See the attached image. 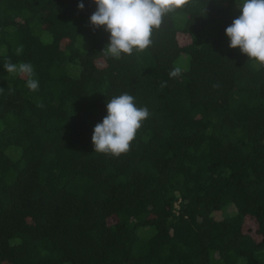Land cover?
<instances>
[{
  "label": "trees",
  "instance_id": "16d2710c",
  "mask_svg": "<svg viewBox=\"0 0 264 264\" xmlns=\"http://www.w3.org/2000/svg\"><path fill=\"white\" fill-rule=\"evenodd\" d=\"M80 2L0 0V264H264V67L229 47L238 0H189L119 59ZM124 92L150 116L94 152Z\"/></svg>",
  "mask_w": 264,
  "mask_h": 264
},
{
  "label": "clouds",
  "instance_id": "9594fccd",
  "mask_svg": "<svg viewBox=\"0 0 264 264\" xmlns=\"http://www.w3.org/2000/svg\"><path fill=\"white\" fill-rule=\"evenodd\" d=\"M188 3L189 0H95L96 11L89 20L93 27L106 26L105 30L110 36L103 53L119 59L122 53L131 55L134 49L143 51L148 48L153 42V29L161 26L164 15ZM237 7L241 14L225 29L229 47H239L242 53L264 67V0H238ZM78 8H84L82 0ZM22 51L23 46H20L16 54L20 55ZM3 67L9 74L24 77L25 86L30 91L39 90L32 63H13L7 57ZM181 74L182 68L176 66L169 71L168 76L171 79ZM166 86L167 81L160 83L161 89ZM3 91L0 88V93ZM12 92L14 89L10 87L9 93ZM134 99L127 92L109 99L106 104L108 114L93 130L94 152L119 157L129 151L141 122L150 116L148 108L137 107Z\"/></svg>",
  "mask_w": 264,
  "mask_h": 264
},
{
  "label": "rangeland",
  "instance_id": "374dc122",
  "mask_svg": "<svg viewBox=\"0 0 264 264\" xmlns=\"http://www.w3.org/2000/svg\"><path fill=\"white\" fill-rule=\"evenodd\" d=\"M177 38H178V40L182 43L183 41L184 42H187L188 41V37L187 36H185V34H183V33H178L177 34ZM186 59H187V57H186ZM186 64H187V62H186ZM246 222H245V225H244V228L246 229H250L252 226H253V228L251 229V231L250 232H252V230L254 231V226H255V223H254V225H253V219H249L248 217H246Z\"/></svg>",
  "mask_w": 264,
  "mask_h": 264
}]
</instances>
